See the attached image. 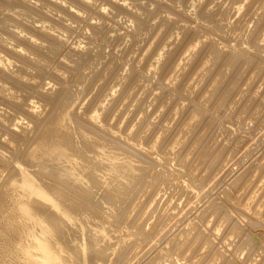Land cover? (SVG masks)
Returning <instances> with one entry per match:
<instances>
[{
    "label": "clouds",
    "instance_id": "1",
    "mask_svg": "<svg viewBox=\"0 0 264 264\" xmlns=\"http://www.w3.org/2000/svg\"><path fill=\"white\" fill-rule=\"evenodd\" d=\"M25 3L34 13L18 17L19 23L10 24L6 32L0 31V68L15 74L20 67L9 59L8 51L28 57L27 74L20 78L36 92L27 95L4 85L0 95L9 103L21 105L22 111L12 112L0 104V124L33 138L27 156L36 155L33 175L39 186L65 206L59 185L66 190L83 189L69 183L51 158L45 159L51 141L63 137L66 143L73 134L79 139L81 129L100 131L107 125L104 130L110 131L106 113L115 108L119 114L132 100L131 115L146 98L137 123L157 109L149 124V128L157 129L159 143V150L147 151L154 162L152 168L161 180L185 186L203 197V204L198 201L196 206L197 223L205 250L209 251L221 238L222 227L242 219L240 210L247 196L237 194L241 188L250 187L244 183L246 176L257 167L264 176V155H258L264 150V0ZM36 33L46 34L48 39L42 40ZM21 40H27L39 53L19 43ZM189 137L197 146L181 149ZM0 140L12 144L8 135H0ZM34 145L40 148L38 153H33ZM229 148L233 155L239 152L236 159L240 163L228 176L209 183L196 175L204 167L200 159ZM252 157L258 158L259 165ZM7 178L8 172L3 171L0 183ZM166 191L172 189L161 186L160 194ZM182 191L178 189V194ZM33 201L58 218L66 237L32 207ZM30 206L36 220L19 216L15 208L21 230L48 236L65 264H72V260L61 244L75 253V264H89L90 254L81 257L79 248L68 244L69 230L50 205L32 199ZM245 254L238 250L235 256L243 261ZM225 257L229 253L221 246L213 264H221ZM38 264L53 262L42 257Z\"/></svg>",
    "mask_w": 264,
    "mask_h": 264
},
{
    "label": "bare ground",
    "instance_id": "2",
    "mask_svg": "<svg viewBox=\"0 0 264 264\" xmlns=\"http://www.w3.org/2000/svg\"><path fill=\"white\" fill-rule=\"evenodd\" d=\"M33 13H34V9H32L28 4H26L25 0H0V31L6 32L7 27L10 24L19 23L18 17H21L23 15H32ZM25 29L28 30L31 34V32H32L31 29H29L27 26H25ZM9 35H12V34L9 33ZM36 35L38 36V38H40L42 40L48 39V36L46 34L36 33ZM19 43L24 44L26 46V48L30 49L33 53H39V51H40L37 48H33L32 45L27 40H21V41H19ZM6 55H8L9 59H14L16 61V63L18 65H20V67L17 68V72L15 74L10 72V71L6 72L4 70V68H0V89H3V86L7 85L8 89L13 90V91H19L22 93H26L27 95L35 94V91H34V93L33 92L31 93L30 91H32V90H28V88L24 84V81L22 82V80H20L21 76L27 74L25 66L30 64L29 58L26 56H22L19 53H12L11 51H8L6 53ZM41 72H42V70H41ZM16 75H18V76H16ZM0 97H1L0 99L4 100L3 103L8 102L5 96L0 95ZM144 100H142V101H144ZM0 101H2V100H0ZM130 101H129V103L131 105L133 101L132 100H130ZM3 103L1 102L0 104H3ZM8 103H5V104H8ZM13 105H15L17 107V108L15 107L16 109H20L17 111H19V112L22 111L21 105H17V104H13ZM130 105L127 104V106H125L127 108H124V109L128 110V106H130ZM139 105H140V103H139ZM116 107H118V105H116ZM15 108L11 109L12 112L15 110ZM141 108H142V106H141ZM114 109L111 110L110 113H114V112H112V111H114ZM124 109H123V112L125 111ZM139 111H141V110H139ZM139 111H137V112H139ZM154 111H155V108H154ZM123 112L119 113L118 115L116 114L117 116H120V118L119 117L116 118L117 116L114 115L115 113L114 114L108 113L109 118L112 117L111 115H114L116 119H114V116H113L114 120H112V118H111V121L120 122L122 117H123V115L121 117L120 114H123ZM108 114L106 113L105 116H106L107 122L108 121L110 122V120L108 119ZM127 114H128V112H127ZM146 116H148V114ZM118 119H120V120H118ZM132 119H133V117H132ZM145 119H146V117H145ZM146 120L144 123H146ZM148 120H149V118H148ZM122 121H123V119H122ZM109 122H108V125H111L110 131L104 130V127H107V125L102 126L100 131H84L83 129H81L79 134H78L79 139L77 138L76 134H73L71 136V139L68 140L66 143L64 142L63 137H57L51 141L52 147H51L50 151L48 152V154L45 156V159L51 158L52 162L56 163L57 167L61 168V171L64 173V178L69 183H71L74 187L83 189V191L66 190V189H64L63 185H59L58 187H60L62 189V195L64 198L65 206L59 204L55 198H53L49 193L44 191L39 186V182L37 181L35 175H33V167H35V165H33V164L36 161V155L27 156V148L34 143L33 138L21 136L20 133H16V132L13 135L14 132L11 131L12 129L10 130L9 128H7L8 126H6L4 124H0V135H8L10 140L12 141V144L17 145V147H13V146H11V144H5L2 140H0V166L2 168H6V170L9 171L8 178L3 183H0V254H2L4 257L0 260L1 261L0 264H38L39 260L42 257L48 258L51 262H53V264H65L64 260L56 255V252L54 251L48 236H46L42 232L38 233V232H33L31 230H21L20 225L17 223L18 214L15 211V208L18 210L19 216H21L25 219H32V220L37 219L36 215L34 214L33 209L30 206V202L32 199H38V200L46 202L48 205H50L57 212L58 215H60V217L64 220V222L66 224L65 226H67V228L69 230L68 235H69L70 239L68 240V244L71 246L75 241V239H74V241L72 242V238L75 237L74 233H76L75 231H73L74 230L73 225L74 226L76 225L78 228L79 227L82 228V230L84 228L86 229L88 226L90 228H92L90 226L91 223L89 224L88 222H92L93 221L92 218H94L95 221H96V219L101 220L102 217L104 219L109 218V220L113 219L114 223L116 222L115 224H117V223L119 224L120 222L123 223L122 221H124V219L126 218V216L124 217V214L127 213L126 215H128L129 211L127 212V210H130L129 205H132V204L135 205L136 204L132 197L137 196L136 193H137L138 189H139V192L143 190L142 187H139V186H143V187L147 186L144 188V190H143V192H144V191H146V189H147V191L149 190L148 189L149 186L151 188L152 186L154 187L155 185H158V186H155L154 188L152 187L153 189H155L157 187L154 191H156L158 193V191L160 190L159 187H161L159 185H162V183H165V184L169 183L170 184V181L165 182L159 178L158 174H156L155 170L152 168V165H150V163L152 161L149 162L150 160L148 161V159H150V158H146L145 154L143 152L144 147L142 148V145L145 146L146 141H152V145L149 142L148 144L146 143L147 144L146 146H148L150 144L151 145V147L149 146L150 148H155V149L159 150V143L156 141V135L153 138L149 137L150 139L148 137L146 139L145 135H144V137L142 136L141 139L137 140L138 135L140 136L141 133L138 134V132H137L138 135L136 134V136H135V134L133 133L134 130H132L130 127L127 126L128 128L131 129V130L130 129L128 130V131H130L128 133L126 131H124L123 129H122L123 131L121 130V127L122 128L125 127L123 125L120 126V129H118V128L115 129V127L118 126L117 124H122L124 122H121V123L117 122V124L115 126H114L115 122L114 123H112V122L109 123ZM131 122H133V120ZM140 123L141 124H139V125H142L143 122H140ZM134 124H135V122H134ZM128 125H129V123H128ZM146 125H144V126H146ZM136 126H138V125H136ZM60 127H61V129L63 128L62 123H61ZM141 128L143 129V127H141ZM141 128L139 127V129H141ZM8 129L10 131H7ZM125 129H127V128H125ZM146 129H149V128H146ZM152 129H151V131H152ZM143 130H144V132H146L145 128ZM131 131H133V132L131 133ZM144 132H142V133L144 134ZM149 133H150V131H149ZM154 133H157V131L156 132L152 131L151 132L152 136ZM135 137L137 139H135ZM190 139L191 138L189 137V140ZM73 141H75V143H73ZM183 144H185V143H183ZM186 144H188V142ZM195 144H197V143H195ZM185 145H183L181 147L185 148ZM140 147H141V149H138ZM144 149L146 151V149H148V147L144 148ZM39 151H40V148L38 146L34 145L33 146V153H38ZM223 153H224V151L222 152V154ZM185 155H187V154H185ZM206 157H208V156H206ZM221 157L223 158V155ZM221 157H219V158L221 159ZM205 158H204V160H205ZM219 158L217 155H216L215 159H212L209 156L208 161H211L210 159H212L213 161L209 162L208 164L206 163L207 165L204 164V166L206 165V168H207L206 169L204 167L205 168L204 170H207L206 172L203 173L205 176L210 175V174L208 175V173L210 171L209 169H211V168L214 169L213 167L218 166L220 164V162H222V161H223V163L228 161V160L226 161V160H222V159H221L222 161H219L220 160ZM224 159H225V157H224ZM145 162H148V163H145ZM44 163L47 164L48 163L47 160ZM144 163L146 165L149 164L150 166L148 165L146 167L144 165ZM189 163H190V161H189ZM201 163L203 164L204 162H200V164ZM151 164H153V162ZM220 166H222V165H220ZM220 166H219V169H221ZM197 167L199 168V164ZM224 167H225V165H224ZM2 168H1V170L3 172L4 170ZM212 169H211V172H212ZM185 170H186V172L188 171V169H185ZM217 170H218V168H217ZM217 172H216V174H217ZM213 173L211 176H213ZM0 174H2V173L0 172ZM254 174H256V173H254ZM196 175H198V174L196 173ZM201 175H202V173H201ZM201 175H199V176H201ZM215 176L217 177V175H215ZM215 176H213V177L215 178ZM148 178L149 179L151 178V179L149 180ZM202 178H205V177L202 176ZM154 179L156 180V183H153ZM207 179H209V178L207 177ZM210 181L212 183V180H210ZM213 181H215V179H213ZM8 182L10 183V186L6 190V185ZM104 185H106V186H104ZM132 185L134 186L133 189L138 187L137 190L134 191L135 195H133L134 193H133ZM163 186H165V185L163 184ZM170 186H172V185H170ZM103 187H105V189L102 190L103 192L101 194L99 190L103 189ZM181 187L182 186H180L179 188H181ZM130 188L132 191H130V194H129ZM167 188H168V186H167ZM150 190L152 191V189H150ZM259 190H260V188H259ZM104 191H105V193H104ZM154 191L152 193H154ZM97 192L100 193L99 195H103V197L97 195ZM159 193H160V191H159ZM173 193H171V194H173ZM249 193H248V195H249ZM128 194L132 196V197L129 196V197H131L129 199V201H131V202H129L127 200ZM141 194H142V192H141ZM149 194H151V193H149ZM168 194H169V192H168ZM256 194H257V191H256ZM95 196L96 197L99 196L100 199L102 198V200H100V199L97 200V198ZM125 196H127V198ZM191 196H193V195H191ZM197 196H198V194H197ZM95 198H96L97 202L94 201ZM137 198H134L135 201ZM191 198L193 199V197H191ZM159 199L161 200V198H159ZM163 199H165V198L163 197ZM192 199H189V200H192ZM198 199H200V198H198ZM201 199H203V198H201ZM183 200H184V198H183ZM245 200H247V199H245ZM253 200H255V199H253ZM150 201H151V199H150ZM247 201H249V200H247ZM124 202H127L128 204L126 206H124V204H126ZM132 202H134V203H132ZM249 202H251V201H249ZM105 204L109 205L106 207V209H104V207L106 206ZM121 204H123V205H121ZM186 204H187V201H186ZM243 204H245L247 206V207L245 206L246 209L244 208L245 209L244 211H246L247 213H249L251 215H252V213H253V215L255 213V215L257 217L256 218L254 215L255 218H253L252 217L253 215L251 217L249 215V217L251 218L250 220H252L253 222L255 221L253 226L254 227L258 226V225L262 226V223L264 224V212H262L263 210L262 211L258 210L261 206L258 208V205H255L258 209H256L255 207L253 209V207L250 206L249 204H248L249 207L246 203H243ZM254 204H256V203H254ZM170 205H172V204H170ZM142 206L143 205L140 206V209ZM147 206H146V204L144 205L143 211H144V209H145V211H147L146 210ZM179 206H176V207H179ZM189 206H190V204H189ZM32 207L35 209H38V211L41 215L46 216L48 221L56 227L57 232H59L62 236H65V237L67 236V233L64 232V228L60 226V222H59L58 218H56L51 213H49L46 208L38 205V203L35 201L32 202ZM125 207H127L128 209ZM131 207H133V205ZM137 207H139V205ZM184 207L185 206L183 205V208ZM156 208H159V207L156 206ZM165 208H166V206H165ZM190 208H192V206ZM194 208H196V205L194 206ZM10 209H12V211H9ZM134 209L135 208H133V210ZM138 209H137V212L135 211L136 209L134 210L137 213V214L134 213L137 215L136 220L134 218H132V216L130 218V215H128L129 217H127L128 220L132 219V221L130 223H132L133 227H132V225H131V227L133 229L136 228V232L132 231L129 235L127 234V235H125V237L123 236L118 240L119 244H117V245L119 247L117 249H115V248L112 249V251H114L113 255L116 254L115 255L116 257L114 256L115 260H110L109 256H111V254L109 252L110 255L109 254L107 255L109 257L107 259L108 261L110 260L111 262H114L117 264H128L132 260V258L134 257L132 255H129V251H130V248L132 246H133L132 249H134L137 246L139 247L144 242H145V244H148L152 241L153 237H155L156 235L158 236L162 233L161 232V228L163 227L162 223L161 224L158 223V225H155L157 227H155L151 231L147 232L145 230L144 226L142 224H139L140 222L138 223V221H140L142 219L140 217H141L142 212H143L142 211L141 215H139L140 217H138L139 211L142 210L141 209L138 211ZM161 209H163V207ZM180 209H181V207H180ZM133 210H132V212H133ZM155 211L157 212V210H155ZM167 211H168V209H167ZM244 211H242V212L246 213ZM162 212H163V210H162ZM180 213H177V214H180ZM134 214H133V217H134ZM162 214L167 215L168 212H167V214L166 213H162ZM162 214H161V217H162ZM136 215H135V217H136ZM246 215L248 216V214H245V216H244L245 218H246ZM152 216H150V217H152ZM157 216H159V215H157ZM171 216H172V214H171ZM171 216L169 214V216H167V217H170L173 220L174 216L173 217H171ZM176 216H178V215H176ZM142 217H143V215H142ZM182 217L180 219H182ZM249 217H247V219ZM103 218H102V220L104 222ZM127 218H126L125 222H127ZM91 219H92V221H91ZM153 219H155V218L153 217ZM150 220H151V218H150ZM198 220H199V218H198ZM105 221H107V220H105ZM167 221H169V220L167 219ZM161 222H162V220H161ZM164 222H166V220L165 221L163 220V224H164ZM85 223H88L89 225L86 227ZM102 223L100 222L98 225L100 226V224H102ZM114 223H112V224L114 225ZM168 223H166V224H168ZM92 224H94V223H92ZM126 224L127 223H125V225ZM166 224H165V226H167ZM240 224H241V222H240ZM242 224L240 226L237 223V225L234 224L231 227H224V229L226 228V231H225L226 233L229 232V230L231 228H232V230H234V231L230 230V233H228V234L233 233L232 235L228 236L226 234V236L233 238V240H235V241L238 240V239L236 240V238H239L237 236L241 235V238L239 240H240V246L243 248L244 246H248V244L250 246L251 243H248L247 242L248 238H246L247 236H249V232H246L247 234L242 235L243 231H245V229H246V228L244 229ZM123 225L121 224L120 226L123 227ZM146 225H147V223H146ZM101 226L103 227L104 225H101ZM109 226H111V224ZM250 226H251V224H250ZM77 227H75V229ZM97 227L94 226L92 229H95ZM119 227H117V229H119ZM124 227L126 228V226H124ZM198 227H199V225H198ZM146 228H148V227H146ZM162 229L165 230L164 228H162ZM222 229H223V227L221 228V231H222ZM250 229H252V228H250ZM82 230L81 231L77 230V231H79L78 234H80L81 232L83 234H86L85 232H83L84 230L83 231ZM89 230H91V229H89ZM196 231H197V225L194 227H189V229H188V235L189 236L188 237L179 238V240L176 239L175 243L178 242L177 245H174L175 244L174 243L173 245H170L168 248L163 247L164 249L162 248L159 257L157 259H154L153 261H151L150 264H180L179 262H182L183 260H184L183 262L189 261V263H191V264H213L214 258L218 255L215 250L217 248H219V247H217L216 249L214 248V247H216L215 242H213V248L215 249L214 251L217 255L215 256L214 255L215 253L211 254L212 252H210V251H212L213 249L212 250L210 249L209 251H207L208 253L210 252L212 257L214 255V258H212V259H208V256L207 257L205 256L207 254L203 255V259H201L200 257H202V256L199 257L198 256L199 254H197L196 257L199 259L197 261L193 262V260H191L190 257L183 254L185 245L190 244L192 247H196V248H200L202 245L205 246V244L203 242V237H201L200 235L195 237ZM222 232H224V230ZM91 233H93V232L91 231ZM97 233H99V232H97ZM104 234H106V232ZM104 234H103V237H105ZM120 234H119V230H118L117 235H120ZM117 235L115 234V236H113V237L116 238ZM130 235L136 236L135 240L133 242L132 241H130V242L125 241L126 237L130 236ZM245 235H247V236H245ZM77 236H80V235H77ZM92 236L93 237L96 236V238H93V240H92L93 243L100 245L101 248L97 251L93 250L89 253L91 256V259L89 260V264H99V263H101L100 261H103L102 263L105 264L107 262V260H105V258H106L105 254L107 251V247L105 245H103V246L101 245V242H103L104 238L100 237V234H97V235L92 234ZM121 236H122V234H121ZM226 236L224 235V238ZM113 237H111V238H113ZM224 238H222V240ZM249 238H251V237H249ZM79 240H80V238H79ZM250 240L251 239H249L248 241L252 242V240L251 241ZM22 241H23V243H22ZM115 241L117 243V240H115ZM228 241L229 240H227V242ZM235 241H234V243H235ZM116 243H115V245H116ZM246 243H247V245H246ZM220 244H222V243H220ZM223 244H224V242H223ZM72 246L75 247L76 244L72 245ZM77 246L81 247V245H78V244H77ZM145 246H147V245H145ZM230 246H232V243ZM237 246H239V245H237ZM60 247L66 252V254L69 257V253L71 251H69L68 249H65L63 244H61ZM225 248H228V247H225ZM237 249H239V248H237ZM135 250H136V248H135ZM135 250H133V251L135 252ZM138 250H137V252H138ZM219 250H220V248H219ZM112 251H111V253H112ZM204 251L206 252V250H202L203 254H204ZM235 251L237 252L238 250H236V248H235ZM131 252H130V254H131ZM197 252H199V251H197ZM202 252H201V254H202ZM217 252L220 253L219 251H217ZM228 252H230V251L228 250ZM250 252L252 253V251H250ZM248 253H246V254L248 255ZM132 254H133V252H132ZM133 255H135V254H133ZM249 255H251V254H249ZM204 257H206V258L204 259ZM70 259L72 260V264H75V260H73L72 258H70ZM235 259H237V258L235 257ZM235 262L233 261L232 257L231 258L225 257V259L221 261V264H235ZM186 263H184V264H186Z\"/></svg>",
    "mask_w": 264,
    "mask_h": 264
},
{
    "label": "rangeland",
    "instance_id": "3",
    "mask_svg": "<svg viewBox=\"0 0 264 264\" xmlns=\"http://www.w3.org/2000/svg\"><path fill=\"white\" fill-rule=\"evenodd\" d=\"M7 53V52H6ZM16 76H18V75H16ZM20 80H22L21 78H20ZM22 82H23V80H22ZM24 84L26 85V87L28 88V90H32V91H30L31 93L33 92L34 93V91L36 92V90L34 89V88H32L31 89V87H29L25 82H24ZM1 98V97H0ZM133 99H134V97H133ZM0 100H2V101H0V103L2 102H4V100L3 99H0ZM142 100H144V99H142ZM141 100V101H142ZM131 102V101H130ZM5 103H8V102H5ZM5 103H3V104H5ZM118 103V102H117ZM146 103V98H145V100L144 101H142V102H140V105L138 104L137 105V108H135L133 111L135 112H133L132 111V113H131V115H129V114H127V112H129V109L131 108V105H130V103L128 102V104L130 105V106H128V110H126V109H124L125 111L123 112V110L122 111H120L119 113H121V112H123V114H120L121 115V117H122V115H123V117H122V119H123V121H122V119H121V121L120 122H118V123H121V122H124V123H122V124H117V122L116 121H114L115 122V124H114V126L117 124L118 126H116L115 127V129L116 128H118V129H120V126L121 125H123V126H125L124 128H122L121 127V130L123 129L124 131H126L127 133L128 132H130V131H128L130 128L132 129V130H134V132L133 131H131V133L133 132L134 134H135V136H136V134H137V132H138V134L139 133H141L140 134V136L138 135V139L135 137V139H137V140H139V139H141V137L143 136L144 137V135H145V138L147 139V137L149 138H153L157 133H154L153 134V136H152V134H151V132L153 131V132H156L157 131V129L155 128V127H152V128H149V124H150V122H151V120H152V117L155 115V112L157 111V109H155V111H154V109H153V113L151 112V114L150 113H147L148 114V116H144L140 121H139V123H137L136 121H137V118L138 117H140V114H141V112H142V110L144 111V107H143V105ZM11 104V103H10ZM9 103L8 104H5V106H7V107H9V109L11 110V109H13V108H15L16 106L15 105H13V104H11L10 105ZM143 104V105H142ZM118 105V104H117ZM12 108H11V107ZM125 106H127V105H125ZM141 106H142V108H141ZM17 108V107H16ZM15 108V110L17 111V110H20V109H16ZM124 108H127V107H124ZM141 108V109H140ZM13 111V112H16V111ZM139 110H141V111H139ZM12 111V110H11ZM111 111V110H110ZM110 111L108 112L109 114H114L115 116H117L118 114L115 112V109H114V111H112V112H114V113H110ZM137 111H139V112H137ZM16 113H19V111H17ZM107 113V114H108ZM109 114H108V119L110 120V122L109 123H114L113 121H111V118H112V120H114V119H116V118H120V116H117L116 118H115V116L114 115H111L112 117L111 118H109ZM117 114V115H116ZM125 114V115H124ZM128 115V116H127ZM136 117H135V116ZM151 115V116H150ZM113 116H114V119H113ZM150 116V117H149ZM125 117V118H124ZM132 117H133V119H132ZM145 117H146V119H145ZM148 118H149V120H148ZM129 121H128V120ZM136 119V120H135ZM161 119H163V118H161ZM118 120H120V119H118ZM133 120V122H131ZM143 120V121H142ZM145 120H146V123H144L145 122ZM134 122H135V124H134ZM140 122H143L142 123V125H139V124H141ZM128 123H129V125H128ZM125 124V125H124ZM147 124V125H146ZM136 125H138V126H136ZM144 125H146V126H144ZM130 127V128H128V127ZM134 126V127H133ZM139 127L141 128V127H143V129L145 128V131L146 132H144V130L141 128V129H139ZM7 128H9L10 130L12 129V128H10V127H7ZM125 128H127V129H125ZM146 128H149V129H146ZM7 130V131H10V130ZM130 129V130H131ZM151 129H152V131H151ZM156 129V130H155ZM122 130V131H123ZM148 130V131H147ZM155 130V131H154ZM11 131H13L12 133H13V135L15 134V131L12 129ZM136 131V132H135ZM144 132V134L142 133V132ZM149 131H150V133H149ZM125 132V133H126ZM126 133V134H127ZM150 136H149V135ZM147 135V136H146ZM152 136V137H151ZM149 138V139H150ZM191 138V137H190ZM188 140H189V138H188ZM185 141L184 143L186 144L187 142H188V144H182L181 146H183V145H185V147H189V145H192V147H195V146H197V144H195V143H197L196 141H192V138L189 140V141ZM192 143H191V142ZM150 142V144L152 145V141H146V143L148 144ZM195 142V143H194ZM145 143V146L144 145H142V148L144 147V148H147L148 147V149L151 147V145L149 144L148 146H146L147 144ZM11 146H13V144H11ZM150 146V147H149ZM180 146V147H181ZM234 147H239L238 145H235ZM143 148V152H144V154H145V157L146 158H149V157H147L148 155H146L147 154V152L146 151H148V149H146V151H145V149ZM184 148V147H183ZM182 147H181V149H183ZM138 149H141V147L140 148H138ZM156 150H158V149H156ZM245 149H243V148H241L240 149V151H244ZM142 152V153H143ZM227 152V153H226ZM226 152L224 151V153L222 154V152H220V154L218 155V154H216L217 156H218V158L219 157H221L222 155H223V158L221 157V159L222 160H228L227 162H225V163H223V161L220 159L219 161H222V162H220V164L218 165V166H215V167H213L214 169H212V172H211V169H209L210 171H209V173H208V175L209 176H205L203 173L204 172H206L207 170H204L205 168H206V165L209 163V162H211V161H213L212 159H215V157H216V155L214 154H212V155H209L210 156V158H212V159H210L211 161H208V159H209V156L208 157H204L205 158V160H204V158L203 159H201L200 160V162H204L203 163V165L204 164H206L204 167H203V169L202 168H200L199 169V171H197L196 173L198 174L197 176H199V175H201V173H202V175L201 176H199V177H205V178H203L204 180L206 179L209 183H211V181L210 180H212L213 181V179H215V181L218 183L219 182V180H222V179H224V177L225 176H228V174L230 173V172H232L233 171V168H235L236 167V165H238L239 163H240V161L239 160H237L236 159V156L237 155H239V152H237L235 155H233V153H232V151L230 150V148L228 149V150H226ZM226 153V154H225ZM186 154V153H185ZM258 155H264V150H262V152L261 153H259ZM224 157H225V159H224ZM227 158V159H226ZM147 160V159H146ZM150 160V161H149ZM233 160H235L236 161V163L235 164H232V161ZM252 160L253 161H255L256 163H257V165H259V160H258V158L257 157H252ZM148 161L149 162H151L152 160L151 159H148ZM153 162V161H152ZM151 162V163H152ZM200 162H199V164H200ZM145 163H148V162H145ZM144 163V165L147 167L149 164H145ZM150 163V165H152ZM154 163V162H153ZM190 163H191V161H190ZM222 163V164H221ZM202 164V163H201ZM225 165V167H224V165ZM232 165L231 167L229 166V165ZM143 165V164H142ZM149 165V166H150ZM220 165H222V166H220ZM198 166V165H197ZM219 166H220V168L221 169H219ZM1 166H0V170H1ZM198 168V167H197ZM217 168H218V170H217ZM4 171L6 170V168H2ZM207 169V168H206ZM193 170H195V169H193ZM201 170V171H200ZM203 170V171H202ZM237 170H239V169H237ZM8 173H9V171L8 170H6ZM186 171V170H185ZM219 173H218V172ZM1 173H3L2 172V170L0 171ZM215 174H214V173ZM216 172H217V174H216ZM200 173V174H199ZM212 173H213V176H215V175H217V177H219V179H217V177L215 176V178L213 177V176H211L212 175ZM254 173H256V174H254ZM260 173V171H259V167H257L256 169H254L253 171H252V174L250 175V176H246V178H245V181H244V183L245 184H248V185H250V187H247V188H241V191L237 194L238 196H240V195H245V194H247L248 195V193H249V195L247 196V200H249V201H251V202H249V201H247V200H244L245 202L244 203H246L247 205L249 204L250 206H252L253 207V209H254V207L256 208V209H258L260 206V208L258 209V210H260V211H262V212H264V204H262L261 203V200H262V198H264V191H260L259 190V188L261 189V188H264V176H262L261 175V173ZM254 174V175H253ZM150 175V174H149ZM212 177L210 180L209 179H207V177L209 178V177ZM253 176V177H252ZM251 178V179H250ZM149 179V178H148ZM151 179V178H150ZM149 179V180H150ZM247 179V180H246ZM251 181H250V180ZM255 180V181H254ZM263 180V181H262ZM255 182V183H254ZM262 183V184H261ZM163 184L165 185V186H163ZM254 184V185H253ZM170 185H172L171 184V182H170V184L169 183H167V184H165V183H162V185H159V186H163L165 189H168V188H170L171 187V189H172V191H166L165 192V195L163 196V195H161L160 193H159V191H158V193L156 192V191H154L155 189H153L155 186H158V185H155L153 188L151 187L150 188V186H149V188L148 189H152V191L150 190H148L147 191V189H146V191H144L143 192V190H144V188L145 187H147V186H145V187H143V186H139V187H142V191H140L139 192V189H138V191H137V193H136V195L137 196H134V197H132L131 195H129L130 194V191H132L131 190V188H130V190H129V194H128V198H127V196H125L126 198H127V200L129 201V199L132 197L133 198V200H134V202L136 203L135 205L134 204H132L133 205V207H131L132 205H129L130 206V210H127V212H128V215H130V218H131V216H132V218H134L135 220L137 219V209H138V211L139 210H141V211H139V213H138V217H140L139 215H141V212L143 211V207H144V205L146 204V206H147V208H146V210L148 211H145V209H144V211L142 212V215H143V217H142V215H141V217L140 218H142L140 221H138V223L139 224H142L143 226H144V228H145V230L147 231V232H149V231H151L153 228H155V227H157V226H155V225H158V223L159 224H161L162 223V228H164L165 230H163L162 228H161V234L160 235H156L155 237H153L152 238V241L150 242V243H148V244H145V242L143 243V244H141L139 247L137 246V247H135L136 248V250H135V248L134 249H132V247L130 248V251H129V255H132V256H134L133 258H132V260L128 263V264H150V262L151 261H153L154 259H157L158 257H159V255H160V252H161V250H162V248L164 247H166V248H168L170 245H173L174 243H175V240L177 239V240H179V238H185V237H188L189 235H188V229H189V227H194V226H196L197 225V231H196V233H195V237H197V236H199L200 235V232L202 231V229L200 228V227H198V223H197V221H199L198 220V218H199V216L197 215V211H198V209H196V208H194V206L196 205L197 206V202L199 201L201 204H203V202H204V200L203 199H201V198H203L202 196H200L199 194H198V192H196V191H189L188 190V188L187 187H185V186H182L181 188L183 189V191H182V193H180V194H178V189H180L179 187L180 186H170ZM104 186H106V185H104ZM167 186H168V188H167ZM170 186V187H169ZM256 186V187H255ZM133 185H132V189H133ZM259 187V188H258ZM138 188V187H137ZM137 188H135V189H133V193H134V191L135 190H137ZM161 187H159V189H160ZM176 188V189H175ZM252 188V189H251ZM105 189V187H103V189H100L99 191H100V193L102 194V190H104ZM141 189V188H140ZM256 189V190H255ZM254 190V191H253ZM98 191V192H99ZM154 191V193H152ZM244 191V192H243ZM256 191H257V194H256ZM97 192V195H99L100 193H98ZM141 192L142 193H144L143 195L141 194ZM168 192H169V194H168ZM173 193V194H171V193ZM248 192V193H247ZM104 193H105V191H104ZM132 193V192H131ZM132 193V194H133ZM140 195H139V194ZM149 193H151V194H149ZM156 193V194H155ZM195 193V194H194ZM198 194V196H197V194ZM255 193V194H254ZM254 194V195H253ZM260 194V195H259ZM96 195V196H97ZM133 195H135V193L133 194ZM150 195V196H149ZM156 195V196H155ZM178 195V196H177ZM190 195V196H189ZM191 195H193V196H191ZM205 195H207V193H205ZM95 196V197H96ZM99 196H101V197H103V195H99ZM98 196V197H99ZM129 196H131V197H129ZM170 196V197H169ZM175 196V197H174ZM254 196V197H253ZM263 196V197H262ZM98 197H96L97 198V200L98 199H100V197L98 198ZM138 197V198H137ZM148 197V198H147ZM153 197V198H152ZM163 197L165 198V199H163ZM191 197H193V199L191 198ZM196 197V198H195ZM96 198H95V202H97L96 201ZM134 198H137L136 199V201H135V199ZM140 198V199H139ZM151 199V201H150V199ZM159 198H161V200L159 199ZM183 198H184V200H183ZM198 198H200V199H198ZM252 198V199H251ZM143 199V200H142ZM154 199V200H153ZM189 199H192V200H189ZM209 199H211V196H209ZM251 199V200H250ZM253 199H255V200H253ZM100 200H102V198L100 199ZM138 200V201H137ZM158 200V201H157ZM170 200V201H169ZM174 200V201H173ZM257 200V201H256ZM127 201V202H128ZM141 201V202H140ZM144 201V202H143ZM161 201V202H160ZM186 201H187V204H186ZM193 203H192V202ZM127 202H124V203H126V204H124V206H126L129 202H131V201H129L128 203ZM134 202H132V203H134ZM151 202V203H150ZM158 202V203H157ZM175 204H174V203ZM190 202V203H189ZM139 203V204H138ZM141 203V204H140ZM145 203V204H144ZM161 205H160V204ZM180 203V204H179ZM252 203V204H251ZM254 203H256V204H254ZM130 204V203H129ZM152 206H151V205ZM164 204V205H163ZM170 204H172V205H170ZM189 204H190V206H189ZM262 204V205H261ZM106 205V206H105ZM104 206V209H106V207L107 206H109V205H107V204H105ZM121 205H123V204H121ZM139 205V207H137V206ZM141 205H143L142 207H141V209H140V206ZM159 205V206H158ZM163 205V206H162ZM170 205V206H169ZM179 206V207H176V206ZM183 205L185 206L184 208H183ZM249 205H248V207H249ZM254 205V206H253ZM255 205H258V208L255 206ZM123 206V207H124ZM128 206V207H129ZM154 206V207H153ZM156 206L157 207H159V208H156ZM165 206H166V208H165ZM187 206V207H186ZM192 206V208H190ZM245 204H243V207L241 208V214H243L242 215V221H238V222H236L235 224L237 225V223H238V225H240L241 226V224H242V226L244 227V229H245V231H243V233H242V235L243 234H247L246 232H249V236H247V235H245V236H247L246 238H248L247 239V242L248 243H251L250 244V246H249V244H248V246H244L243 248L240 246V238H241V235L240 236H237V237H239V238H236V240L237 241H235V240H233V238H230V237H228L229 235H232V234H228V233H230V230H232V228L229 230V232H225L226 231V228L224 229V227H223V229H222V231L224 230V232H222L221 231V233H220V235H221V237L222 238H224V235L226 236V234L228 235V236H226L223 240H222V238H220V239H218V240H216V241H214L215 242V245H216V247H214L215 249L217 248V247H221V245L223 246V248H224V250L225 251H227L228 252V250L230 251V252H228L229 253V257L231 258H233V261L235 262V264H264V224L262 223V226L261 225H258V226H253L254 225V222L252 221V220H250L251 218V216L253 215V213H252V215L251 214H249V213H247L246 211H244L246 208H245ZM122 207V206H121ZM163 207V209H161ZM172 209H171V208ZM180 207H181V209H180ZM247 207V206H246ZM125 208H127V207H125ZM133 208H135L134 210L136 211H134L133 210ZM153 208V209H152ZM155 208V209H154ZM165 208V209H164ZM245 208V209H244ZM128 209V208H127ZM167 209H168V211H167ZM170 209V210H169ZM194 209H196V210H194ZM255 209V210H256ZM132 210H133V212H132ZM155 210H157V212L155 211ZM159 210V211H158ZM161 210V211H160ZM162 210H163V212H162ZM178 210V211H177ZM151 211V212H150ZM173 211V212H172ZM242 211H244V212H246V213H243ZM131 212V213H130ZM147 212V213H146ZM167 212H168V214H167ZM170 212V213H169ZM172 212V213H171ZM182 214H181V213ZM187 212V213H186ZM134 213H136V214H134ZM144 213V214H143ZM153 215H151V214ZM159 213V214H158ZM162 213H166L167 215H165V214H162ZM177 213H180V214H177ZM127 213H125L124 214V217L126 216V218L127 217H129L128 215H126ZM133 214H134V217H133ZM161 214H162V217H161ZM169 214H170V216H171V214H172V216L171 217H173L174 216V219L172 220V218H170V217H167V216H169ZM185 214V215H184ZM245 214H248V216L246 215V218L244 217L245 216ZM135 215H136V217H135ZM148 215V216H147ZM157 215H159V216H157ZM176 215H178V216H176ZM249 215H250V217H249ZM254 215H255V213H254ZM254 215L252 216L253 218H255L256 217V215H255V217H254ZM150 216H152V217H150ZM165 216V217H164ZM176 216V217H175ZM183 216V217H182ZM185 216V217H184ZM153 217L155 218V219H153ZM161 217V218H160ZM179 217V218H178ZM182 217V219H180ZM247 217H249L248 219H247ZM101 218V217H100ZM103 218V217H102ZM102 218H101V220H102ZM106 218V217H105ZM126 218L124 219V221H122L123 223H121L122 225H123V227L122 226H120L118 223L117 224H115L114 223V221H113V219H110L109 220V218H107V219H104V222H103V220L101 221V220H99V219H96V221H95V219L94 218H92L93 219V221H92V219H91V221L92 222H88L89 224L91 223H94V224H90V226L93 228L94 226L95 227H97V228H95V229H92V228H90L88 225V223H85V226L87 227L86 229L84 228L83 230H82V228H78L76 225L74 226L73 225V231H75L76 233H74V236L78 239H76L75 237L74 238H72V242L74 241V239H75V241H74V243L76 244V246L74 247V246H72V245H75L74 243L72 244L71 242V246L72 247H74V248H76V247H78L77 246V244L78 245H81V247H78L79 248V253H80V256L81 257H83L85 254H89L91 251H93V250H99L100 248H101V246L100 245H98V244H95V243H93V238H96V236H92V234L94 235H97V234H100V237H103V234L106 232V234H104L105 235V237H103L104 239H103V242H101V245L103 246V245H105L106 247H107V251H106V258H105V260H107L109 257H110V260H115V255H113L114 254V251H112V249H117L119 246L117 245V244H119V239L121 238V237H125V235H129L132 231H134V232H136V228L135 229H133L132 227H133V225H132V223H130L131 221H132V219H129L128 220V218H127V222H125V220H126ZM149 218V219H148ZM150 218H151V220H150ZM165 218V219H164ZM252 218V219H253ZM257 218V217H256ZM153 219V220H152ZM167 219L169 220V221H167ZM234 220H235V218H233ZM105 220H107V221H105ZM113 222H112V221ZM139 220V219H138ZM150 220V221H149ZM161 220H162V222H161ZM163 220L165 221L166 220V222H164V224H163ZM172 220V221H171ZM250 220V221H249ZM95 221V222H94ZM111 221V222H110ZM98 222V223H97ZM102 223V224H100V226L98 225L99 223ZM106 222V223H105ZM110 222V223H109ZM169 222V223H168ZM240 222H241V224H240ZM246 222V223H245ZM251 222V223H250ZM97 223V224H96ZM106 225H105V224ZM112 223H114V225L112 224ZM125 223H127L126 225H125ZM146 223H147V225H146ZM152 223V224H151ZM156 223V224H155ZM166 223H168V224H166ZM87 224V225H86ZM108 224V225H107ZM111 224V226H109ZM130 226H129V225ZM165 224L167 225V226H165ZM245 224V225H244ZM249 224V225H248ZM250 224H251V226H250ZM101 225H104L103 227L101 226ZM113 225V226H112ZM118 225V226H117ZM131 225H132V227H131ZM108 226V227H107ZM119 227V229H117V227ZM124 226H126V228L124 227ZM153 226V227H152ZM232 225H230V226H228V227H231ZM248 226V227H247ZM72 227V226H71ZM75 227H77L76 229H75ZM100 227V228H99ZM102 227V228H101ZM146 227H148V228H146ZM236 227V226H235ZM125 228V229H124ZM250 228H252V229H250ZM89 229H91V230H89ZM99 231H98V230ZM132 229V230H131ZM77 230H79V231H83V232H85L86 234H83L82 232V234L80 233V234H78L79 233V231H77ZM96 232H95V231ZM118 230H119V234L121 233L122 234V236H121V234L120 235H117L118 234ZM163 230V231H162ZM89 231V232H88ZM91 231L93 232V233H91ZM121 231V232H120ZM126 231V232H125ZM232 231H234V230H232ZM231 231V232H232ZM97 232H99V233H97ZM91 233V234H90ZM124 233V234H123ZM89 234V235H88ZM115 234L118 236H116V238L115 237H113V236H115ZM77 235H80V236H77ZM251 235V236H250ZM111 237H113V238H111ZM249 237H251V238H249ZM79 238H80V240H79ZM135 238H136V236H132V235H130V236H127L126 237V240L125 241H128V242H130V241H134L135 240ZM229 240L228 242H227V240ZM249 239H251L252 240V242H249L248 240ZM115 240H117V243H116V241ZM250 240V241H251ZM232 241V242H231ZM234 241H235V243H234ZM223 242H224V244H223ZM80 243V244H79ZM103 243V244H102ZM115 243H116V245H115ZM220 243H222V244H220ZM230 243V244H229ZM231 243H232V246H230L231 245ZM112 244V245H111ZM115 246H114V245ZM178 244V242L177 243H175L174 245H177ZM220 244V245H219ZM239 245V246H237V245ZM145 245H147V246H145ZM219 245V246H218ZM234 245V246H233ZM246 245H247V243H246ZM203 246V245H202ZM200 247V248H196V247H192L190 244H188V245H185L184 246V255H187L188 257H190V259L191 260H193V262L194 261H197L199 258H197L196 256H197V254H199L198 256L200 257V256H202V257H200L201 259H203V255H205V254H207V255H205L206 257L208 256V259H212V258H214V255L216 256L217 254H220V253H218L217 251H219L220 252V250H219V248H217L216 250L212 247L211 248V250L212 251H210V252H212L211 254H213V253H215V251H216V253L213 255V257H212V255L210 254V252L208 253L207 251L205 252L204 251V254H203V252H202V250H205V246H203V247ZM230 246V247H229ZM263 246V247H262ZM225 247H228V248H225ZM236 248V250H239L240 248V250L239 251H241V252H245V253H248V255L247 254H245V256L246 257H244V260L243 261H241V260H239L236 256H235V253H236V251H235V248ZM163 248V249H164ZM204 248V249H203ZM237 248H239V249H237ZM263 248V249H262ZM132 249V250H131ZM139 249V250H138ZM145 249H147V251H145ZM227 249V250H226ZM232 249V250H231ZM258 249V250H257ZM133 250H135V252L133 251ZM137 250H138V252H137ZM215 250V251H214ZM111 251H112V253H111ZM133 252V254H135V255H133L132 254V252ZM197 251H199V252H197ZM250 251H252V253L250 252ZM260 251V252H259ZM109 252H110V254H111V256H107L108 254H109ZM130 252H131V254H130ZM201 252H202V254H201ZM255 252V253H254ZM259 252V253H258ZM141 253H143V255H141ZM149 253H151V255H149ZM109 254V255H110ZM201 254V255H200ZM209 254V255H208ZM249 254H251V255H249ZM2 254H0V256H1ZM113 256V257H112ZM115 256V257H114ZM131 256V257H132ZM237 258V259H235V257ZM253 256V257H252ZM69 257L70 258H72L73 260H75V253H73V252H70L69 253ZM137 257H139V258H137ZM145 257H147V259H145ZM206 257H204V259L206 258ZM2 258H4L3 257V255L0 257V260L2 259ZM228 258V257H227ZM196 259V260H195ZM248 259V260H247ZM104 260V261H105ZM108 261L107 260V262L105 263V264H117V263H114V262H111V261ZM238 260V261H237ZM259 260V261H258ZM182 261V260H181ZM184 261V260H183ZM179 262L180 264H184V263H186V262ZM240 261V262H239ZM101 263H99V264H104V263H102L103 261H100ZM245 262V263H244ZM0 263H1V261H0ZM186 264H191V263H189V261L186 263Z\"/></svg>",
    "mask_w": 264,
    "mask_h": 264
}]
</instances>
